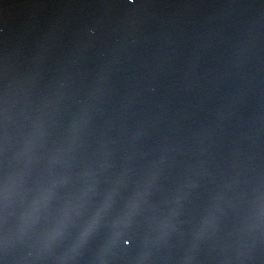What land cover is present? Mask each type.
Listing matches in <instances>:
<instances>
[{
	"label": "snow or ice",
	"instance_id": "snow-or-ice-1",
	"mask_svg": "<svg viewBox=\"0 0 264 264\" xmlns=\"http://www.w3.org/2000/svg\"><path fill=\"white\" fill-rule=\"evenodd\" d=\"M33 207L40 213L29 231L38 235V248L34 250L49 264H80L88 250L89 243L97 230L104 212L112 206L111 194L91 207L81 204L77 193L68 194L59 184H47L36 193H29ZM7 181L0 174V249L6 243ZM243 219L250 232L258 231L264 240V177L258 188L242 190L239 193ZM134 203V202H133ZM224 217L222 209L212 207L195 224L191 232V243L206 245L219 242L224 229L218 221ZM167 226V221H165ZM24 243L22 239L20 241Z\"/></svg>",
	"mask_w": 264,
	"mask_h": 264
}]
</instances>
